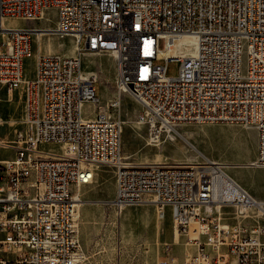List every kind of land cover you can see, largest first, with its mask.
Wrapping results in <instances>:
<instances>
[{
    "label": "built area",
    "instance_id": "1",
    "mask_svg": "<svg viewBox=\"0 0 264 264\" xmlns=\"http://www.w3.org/2000/svg\"><path fill=\"white\" fill-rule=\"evenodd\" d=\"M46 8L56 10L53 28L3 25L9 17L36 20ZM42 34L73 36L75 55L38 54L34 77L23 79L30 38ZM185 37L196 40L191 56L179 46ZM87 52L115 60L116 97L107 108L117 118L100 105L97 75L82 71ZM169 61L179 62L175 76L166 74ZM1 85L10 96L23 87L24 128L0 137V151L12 152L0 157V264H83V200L70 187L91 183L101 166L113 169L107 202L118 214L138 203L153 204L159 218L171 209L174 230L195 248L190 264H264V199L205 156L131 160L121 149L119 114L129 95L141 107L134 122L147 126L145 143L155 147L182 124L255 129L257 155L247 166L264 167V0H0ZM84 102L96 106L94 117L82 116Z\"/></svg>",
    "mask_w": 264,
    "mask_h": 264
},
{
    "label": "rangeland",
    "instance_id": "2",
    "mask_svg": "<svg viewBox=\"0 0 264 264\" xmlns=\"http://www.w3.org/2000/svg\"><path fill=\"white\" fill-rule=\"evenodd\" d=\"M57 13L54 8H46L42 16L36 20L22 18H4L5 27H38L53 28L56 25ZM187 53H194L193 40L183 41ZM31 55L22 61L23 79H32L35 75L36 57L38 54H53L61 56L75 55V39L70 35L42 34L39 39L34 35L30 38ZM163 41H159L162 47ZM181 47V46H180ZM82 71L96 72L98 80L95 83L96 95L100 105L107 113L117 118L116 109L107 108L113 98L111 61L107 57H99L83 53L80 57ZM179 62L169 61L166 74L175 76L178 73ZM24 90L22 86L14 89L12 96L6 92L4 85L0 87V137L13 139L17 129H23L22 118ZM141 110L140 105L129 95L120 99L119 114L121 124V149L131 160L137 162L171 161L197 162L203 156L214 158L227 164H239L248 161L253 152L252 134L247 128L229 124H197L189 123L176 127L175 138L166 140L160 147L147 145L141 137L145 126L137 125L134 120ZM96 106L84 102L81 113L84 118L95 116ZM181 135V137L179 136ZM39 149L61 153L62 146L56 143H42ZM12 152L7 149L0 151L2 159L9 158ZM226 170L241 182H246L254 192H264V168L232 166ZM71 191L78 190L85 200L79 216V235L85 256L83 264H156L159 253L166 251L176 253L178 258L184 254L187 263L190 256V246L185 236L174 230L171 209H164L162 218H158L155 207L151 203H138L125 206L119 215L115 208L105 199L114 197V172L110 167L101 166L96 170V176L91 182ZM192 232V231H191ZM190 236H193V232ZM182 248V250H181ZM165 253V252H164ZM182 264V263H181Z\"/></svg>",
    "mask_w": 264,
    "mask_h": 264
},
{
    "label": "crops",
    "instance_id": "3",
    "mask_svg": "<svg viewBox=\"0 0 264 264\" xmlns=\"http://www.w3.org/2000/svg\"><path fill=\"white\" fill-rule=\"evenodd\" d=\"M86 54H90V55H95V56H99V57H107V58H109L110 59V61H111V66H112V68H111V75H112V77H111V79H110V81L112 82V90H113V98H112V100L116 97V90H115V80H116V76H117V71H116V64H115V60H114V58L109 54V53H105V52H98V53H95V52H87ZM82 67V66H81ZM84 72V71H83ZM85 73V72H84ZM92 73H94V74H96L97 75V77H99L98 76V74L96 73V72H89V73H86V74H92ZM132 98V97H131ZM112 100H110V101H112ZM109 101V102H110ZM104 107V106H103ZM23 108H24V102H23ZM215 124H220V123H215ZM182 125H184V124H182ZM182 125H179V127L180 126H182ZM229 125H231V126H234V124H229ZM146 128H145V132L143 133L144 135H141V137L146 141V137H147V126L146 125H144ZM235 126H238V125H235ZM239 127L240 128H243L242 126H240L239 125ZM249 130H250V132H251V134H252V143H253V152H252V154H251V156L249 157V159H248V161L247 162H245V163H239V164H227V163H225V162H222V161H220V160H217V159H214V158H209V157H207V156H205V157H207V158H209L210 160H212V161H215V162H217V163H221V164H223V167H224V170L226 171V173L227 174H229L235 181H237L240 185H242L245 189H247L255 198H257V199H264V192L262 193V194H260V193H256V192H254L253 191V189L251 188V186L249 185V184H247L246 182H241L240 180H238L237 178H235L234 176H232L227 170H226V167H232V166H244V167H247V164L249 163V162H251V161H253L254 159H255V157H256V155H257V132H256V130L255 129H250L249 128ZM124 154V153H123ZM260 168H264V167H260ZM95 176H96V171H95V173H94V178H95ZM93 178V179H94ZM89 184H91V183H89ZM114 184H115V179H114ZM85 185H87V184H85ZM81 186H84V185H81ZM80 186V187H81ZM80 187H78V188H76V189H79ZM78 191V190H77ZM114 195H115V191H114ZM80 197H81V199L83 200V203L81 204V206H80V209H79V212H81V207L83 206V204L86 202L85 200H89V201H87L86 203H90L91 201H92V199H83L82 198V196L80 195ZM114 198V197H113ZM113 198H111V199H105V202H107V201H110V200H112ZM85 201V202H84ZM113 206V205H112ZM114 207V206H113ZM155 207V206H154ZM115 208V207H114ZM116 210V209H115ZM116 213H117V211H116ZM155 213H156V216L158 217V215H157V211H156V207H155ZM120 214V213H119ZM118 213H117V215H119ZM159 218V217H158ZM160 219V218H159ZM186 238V237H185ZM81 244H82V242H81ZM189 246H190V254H192V253H194V250H195V248L189 243ZM181 250H182V248H181ZM169 251V250H168ZM165 252V253H164ZM164 252H161V253H159L158 254V256H157V263L156 264H158V262L160 261V260H162V259H166L167 261H168V263L169 264H190L189 262H185L184 261V254H183V250H182V257H181V259H179L178 258V256H177V254L176 253H168V252H166V251H164Z\"/></svg>",
    "mask_w": 264,
    "mask_h": 264
},
{
    "label": "bare ground",
    "instance_id": "4",
    "mask_svg": "<svg viewBox=\"0 0 264 264\" xmlns=\"http://www.w3.org/2000/svg\"><path fill=\"white\" fill-rule=\"evenodd\" d=\"M186 40H193V45H194V52L196 50V40L192 37H185V38H182L180 41H179V46H182V42L183 41H186ZM194 54V53H193ZM191 54V55H193ZM186 55V54H185ZM191 55H187V56H191ZM179 136L181 137V135L179 134ZM182 138V137H181ZM215 162V161H214ZM192 233V232H191ZM194 235V233H192Z\"/></svg>",
    "mask_w": 264,
    "mask_h": 264
}]
</instances>
